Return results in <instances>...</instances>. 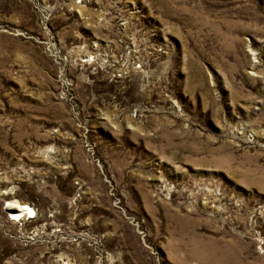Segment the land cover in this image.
<instances>
[{"label":"rangeland","instance_id":"rangeland-1","mask_svg":"<svg viewBox=\"0 0 264 264\" xmlns=\"http://www.w3.org/2000/svg\"><path fill=\"white\" fill-rule=\"evenodd\" d=\"M0 264H264V0H0Z\"/></svg>","mask_w":264,"mask_h":264},{"label":"bare ground","instance_id":"bare-ground-1","mask_svg":"<svg viewBox=\"0 0 264 264\" xmlns=\"http://www.w3.org/2000/svg\"><path fill=\"white\" fill-rule=\"evenodd\" d=\"M10 210H15V212H11L15 215H21L22 211H24V215H26V211H32L31 206L27 205V203H22L17 200H11L9 207ZM27 209V210H26Z\"/></svg>","mask_w":264,"mask_h":264},{"label":"built area","instance_id":"built-area-1","mask_svg":"<svg viewBox=\"0 0 264 264\" xmlns=\"http://www.w3.org/2000/svg\"><path fill=\"white\" fill-rule=\"evenodd\" d=\"M27 205H29V204H27ZM30 206V205H29ZM31 209H32V211H29V210H27L26 211V215H24V211H22V213H21V215H15V214H12L11 212H15V210H10V212H8L7 213V215H8V217L10 218V219H13V220H15V221H18V222H21V221H23L24 220V216H26L27 218L28 217H31V218H33V217H35L36 216V213H35V209L33 208V207H31ZM9 210V209H8Z\"/></svg>","mask_w":264,"mask_h":264},{"label":"water","instance_id":"water-1","mask_svg":"<svg viewBox=\"0 0 264 264\" xmlns=\"http://www.w3.org/2000/svg\"><path fill=\"white\" fill-rule=\"evenodd\" d=\"M9 211H10V210H9ZM9 211H8V212H9Z\"/></svg>","mask_w":264,"mask_h":264}]
</instances>
